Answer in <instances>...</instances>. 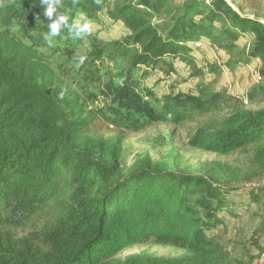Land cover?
<instances>
[{
    "label": "trees",
    "instance_id": "16d2710c",
    "mask_svg": "<svg viewBox=\"0 0 264 264\" xmlns=\"http://www.w3.org/2000/svg\"><path fill=\"white\" fill-rule=\"evenodd\" d=\"M61 4L57 12L68 14L70 22L87 17L93 24L104 13L127 28L125 37L102 45L97 57L127 61L121 83L107 88L129 112L170 124L191 116L179 108L151 107L135 90L133 72L172 56L194 66L192 76L203 75L191 45L196 41L225 51L229 69L255 66L260 80L248 96L264 97V0ZM14 11L28 24L21 34L11 31V17L0 9V264H235L215 233L228 216L238 215L234 197L240 187L230 182L240 177L238 164L188 163L173 147L158 161L141 153L132 157L126 131L142 124L129 114L112 118L86 111L56 72L52 57L68 48L69 42H59L71 40L67 30L49 44L40 0ZM248 36L247 50L237 53ZM184 97L181 103L207 113L190 134L193 148L220 157L240 154L264 165V107L253 110L223 98L211 83L198 84ZM212 107L216 112L208 114ZM101 121L117 130L100 129ZM261 189L246 190L249 204ZM137 245L182 252L126 254Z\"/></svg>",
    "mask_w": 264,
    "mask_h": 264
},
{
    "label": "rangeland",
    "instance_id": "374dc122",
    "mask_svg": "<svg viewBox=\"0 0 264 264\" xmlns=\"http://www.w3.org/2000/svg\"><path fill=\"white\" fill-rule=\"evenodd\" d=\"M30 4L31 0H0V9H4L11 17V31L21 34L22 29L28 24V19L21 16L24 14L15 12V8L26 11ZM128 33L122 22L113 21L101 13L99 20L92 24L90 34L81 39L68 40L66 37L59 39L62 46L68 42L69 44L68 48L62 49L60 54L52 57L56 72L70 85L86 111L103 112L112 118L129 114L142 124L137 130L126 131L132 157L141 153L158 161L165 155L167 149L173 147L174 152L188 163L220 159L233 165L238 164L241 168L240 177L230 180L231 184L240 187L239 193L234 197L238 215L228 216L225 225L215 234L231 250L236 259L235 264H264V253L262 256L259 255V251H262L261 246L264 247V165L255 158L240 154L220 157L193 148L190 145V134L197 121L204 119L207 113L192 110L189 103H181L185 100L184 96L197 90L198 84L211 83L213 90L223 98H234L249 109L262 108L264 107L262 95L257 96L255 101L248 96L252 84L260 80L257 69L255 66L229 69L226 65V52L209 46L204 41L191 43L196 65L202 69L203 75L192 76L196 71L194 66L175 60L172 56H167L166 60H162L155 67L142 65L133 72V81L136 82L135 90L146 97L151 107L156 109L167 106L191 113L188 114L191 116L180 124L150 120L120 106L111 91L112 88L110 90L107 88L111 84L112 87H116L121 83L120 76L128 67L127 61L110 59L106 54L99 59L97 57L102 45L119 40ZM251 41L252 37L248 36L237 53L247 50ZM54 43L58 42L53 40L51 44ZM81 55L86 56L82 65L79 64ZM215 66L219 67L218 72L213 70ZM207 112L215 113L216 107L210 108ZM108 125L103 121L97 123V127L104 131L117 130ZM249 187L262 188L251 204L250 197L245 194ZM140 251L165 256L182 252L173 247L137 245L126 254Z\"/></svg>",
    "mask_w": 264,
    "mask_h": 264
},
{
    "label": "clouds",
    "instance_id": "9594fccd",
    "mask_svg": "<svg viewBox=\"0 0 264 264\" xmlns=\"http://www.w3.org/2000/svg\"><path fill=\"white\" fill-rule=\"evenodd\" d=\"M43 15L47 18V33L44 39L51 44L54 38L61 36L62 30H67L68 36L73 39H81L92 32V22L87 17L72 19L68 14H59L57 9L62 6L61 0H40ZM55 17V19H53ZM86 56H79V64H83Z\"/></svg>",
    "mask_w": 264,
    "mask_h": 264
},
{
    "label": "built area",
    "instance_id": "2783aa9c",
    "mask_svg": "<svg viewBox=\"0 0 264 264\" xmlns=\"http://www.w3.org/2000/svg\"><path fill=\"white\" fill-rule=\"evenodd\" d=\"M255 184V183H254Z\"/></svg>",
    "mask_w": 264,
    "mask_h": 264
}]
</instances>
